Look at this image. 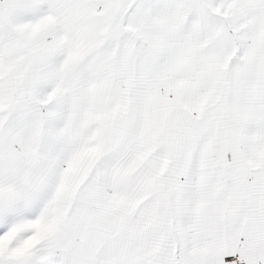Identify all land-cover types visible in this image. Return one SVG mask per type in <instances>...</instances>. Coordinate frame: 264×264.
I'll use <instances>...</instances> for the list:
<instances>
[{
  "label": "snow or ice",
  "instance_id": "1",
  "mask_svg": "<svg viewBox=\"0 0 264 264\" xmlns=\"http://www.w3.org/2000/svg\"><path fill=\"white\" fill-rule=\"evenodd\" d=\"M0 264H264V0H0Z\"/></svg>",
  "mask_w": 264,
  "mask_h": 264
}]
</instances>
